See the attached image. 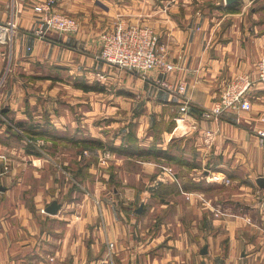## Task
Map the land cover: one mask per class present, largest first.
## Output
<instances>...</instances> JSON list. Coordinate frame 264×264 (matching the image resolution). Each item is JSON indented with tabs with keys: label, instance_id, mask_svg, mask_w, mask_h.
<instances>
[{
	"label": "crops",
	"instance_id": "obj_1",
	"mask_svg": "<svg viewBox=\"0 0 264 264\" xmlns=\"http://www.w3.org/2000/svg\"><path fill=\"white\" fill-rule=\"evenodd\" d=\"M45 1L0 0V264H264V82L250 110L205 114L264 55V0H57L80 30L41 34ZM119 16L175 70L99 57Z\"/></svg>",
	"mask_w": 264,
	"mask_h": 264
},
{
	"label": "built area",
	"instance_id": "obj_2",
	"mask_svg": "<svg viewBox=\"0 0 264 264\" xmlns=\"http://www.w3.org/2000/svg\"><path fill=\"white\" fill-rule=\"evenodd\" d=\"M56 4L57 0H46L36 4V11L42 14L39 33L78 32L81 26L79 19L58 10ZM15 30V18L0 24V43L12 41ZM98 56L109 63L142 74H146L156 67H162L167 71H173L176 68V64L168 60L160 44V36L154 27L150 24L131 22L124 16H119L112 28H105L101 31ZM257 81L264 82V55L258 59L252 73H240L229 79L225 83L219 99L205 114L209 117L219 118L228 111L240 113L250 110L253 106L251 89ZM163 84L170 87L168 81H164ZM189 109L188 102H184L181 111L187 113ZM256 131L264 142V128H256ZM85 154L89 155V150H85ZM7 165L6 169H8ZM113 248L114 243L111 242L109 250L112 251ZM111 256L110 253V258Z\"/></svg>",
	"mask_w": 264,
	"mask_h": 264
},
{
	"label": "rangeland",
	"instance_id": "obj_3",
	"mask_svg": "<svg viewBox=\"0 0 264 264\" xmlns=\"http://www.w3.org/2000/svg\"><path fill=\"white\" fill-rule=\"evenodd\" d=\"M7 77H2L1 79H0V83H2L3 82V80L5 81V79H6ZM78 112H81V110L79 109V111ZM47 122L48 123H50L51 121H50V118H48L47 119ZM54 124V123H53ZM61 134H57V135H55L56 136V142H61V140H60V138H62V135L60 136ZM65 136H69V135H65ZM71 137V136H70ZM69 138L67 137V138H64V142H68V141H70V140H68ZM68 143H70V142H68ZM62 144V143H61ZM54 148V146L50 149V151L47 149V152H49V153H51L52 154V149ZM57 150L56 151H58V153L60 152V147H58V148H56ZM88 150V149H87ZM89 153L91 154L92 152H91V150H89ZM60 154V153H59ZM70 165H63V169L64 170H66V172H64L63 173V182L65 183V182H67V183H71L72 184V187H71V189L73 190L74 189V173H73V169H70V168H66V167H71L72 166V164H71V160H72V155H74V148L72 149V150H70ZM68 173H70V174H68ZM73 175V176H72ZM66 177L68 178V179H66ZM60 200L59 201H64V199H65V197H63L61 194H60ZM58 198V199H59Z\"/></svg>",
	"mask_w": 264,
	"mask_h": 264
},
{
	"label": "water",
	"instance_id": "obj_4",
	"mask_svg": "<svg viewBox=\"0 0 264 264\" xmlns=\"http://www.w3.org/2000/svg\"><path fill=\"white\" fill-rule=\"evenodd\" d=\"M239 0H226V3L227 4H233L235 2H237ZM258 182L261 186L264 187V176H260L258 178ZM62 206V202H60L59 200L55 199L53 200L46 208V210L49 212V213H52V214H55L59 211V208H61ZM143 204L137 208V212H141L143 210ZM203 252H206L207 251V246H205V248L202 250Z\"/></svg>",
	"mask_w": 264,
	"mask_h": 264
},
{
	"label": "trees",
	"instance_id": "obj_5",
	"mask_svg": "<svg viewBox=\"0 0 264 264\" xmlns=\"http://www.w3.org/2000/svg\"><path fill=\"white\" fill-rule=\"evenodd\" d=\"M20 125H21V123H20ZM22 126V125H21ZM26 131H27V129H25ZM29 134V138L30 139H33V140H36L37 139V137H38V135L37 134H35L34 132H30V133H28ZM27 143H30V144H32L33 142H31V141H27ZM158 153H160V154H163V153H166V152H163V151H160V152H158Z\"/></svg>",
	"mask_w": 264,
	"mask_h": 264
}]
</instances>
